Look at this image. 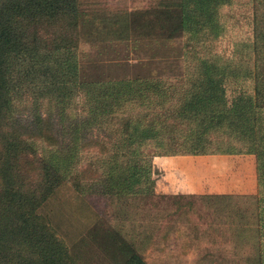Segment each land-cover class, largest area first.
<instances>
[{"label": "trees", "instance_id": "1", "mask_svg": "<svg viewBox=\"0 0 264 264\" xmlns=\"http://www.w3.org/2000/svg\"><path fill=\"white\" fill-rule=\"evenodd\" d=\"M221 2L169 0L171 6L130 13L141 16L138 26L164 29L170 24V31L183 35L198 30V43H202L218 25L211 19V6ZM197 5L198 20L194 13L191 20L189 11L194 12ZM136 17L130 18L133 26ZM76 23L74 0H0V264H81L37 210L64 181L80 192L90 189L81 175L76 176L78 151L91 143L87 141L95 140L103 152L90 162L92 171L99 169L90 185L94 188L98 183L103 194L119 201L154 196L152 156L221 150L195 149L198 142L210 145L214 132L220 137L217 143L247 137L255 177L260 176L264 163V0H253L245 59L235 63L198 54L191 59L190 71L174 82L161 76L81 79ZM224 71L250 77L251 91L228 98L222 84ZM167 118H179L188 131H198L181 135L182 141L194 143L191 150H157L179 138L164 132ZM91 129L103 131L104 136L87 137ZM48 137L50 143L45 141ZM20 164L30 168L20 171ZM200 195L214 202L236 197L250 204L236 215L237 223L230 224L233 235L244 240L245 246L216 257L211 251L203 256L219 263V258L230 259L223 264H264L261 196L256 192ZM116 233H108L114 264H148L132 241Z\"/></svg>", "mask_w": 264, "mask_h": 264}, {"label": "rangeland", "instance_id": "2", "mask_svg": "<svg viewBox=\"0 0 264 264\" xmlns=\"http://www.w3.org/2000/svg\"><path fill=\"white\" fill-rule=\"evenodd\" d=\"M223 1L211 6V19L218 24L216 29L213 33L209 31L210 37L198 43V30L192 32L189 29L191 32L183 35L178 30L170 31V24L164 25L166 29L157 25L138 26L141 16L130 13L132 10L171 6L169 0H74L78 75L81 79L161 76L174 82L190 71L193 66L191 59L198 54L233 60L235 63L245 59L246 45L251 37L253 0ZM192 13L194 19L198 20V5L194 12L189 11V18ZM134 17L135 26L130 19ZM223 75L222 84L228 98L236 93L247 94L251 91L250 77L231 71H224ZM166 125V135L176 134L178 141L169 146H158L157 150L184 152L193 148V142L190 143L188 139L182 141L181 135L189 131L194 134L197 130L188 131L187 124L179 118H167ZM262 126L264 128V124ZM261 132L264 133V129ZM103 134V131L91 129L87 137ZM216 136L217 133H211V144L198 142L195 149L221 148L219 151H208L213 152L209 154L215 158L221 156L220 160H242L250 154L247 137L217 143L220 137ZM49 140L50 137L45 139L50 143ZM87 142L91 143L78 151L81 158L76 176L81 175L80 180L84 185L89 183L90 189L85 188L80 192L69 181H64L37 210L48 219L55 233L78 256L81 264H114L108 233L116 235L117 230L133 242L148 264H223L230 259L219 258V263L216 258L211 261L203 255L211 251L216 257L221 252L228 254L235 247L245 246L244 240L238 241L233 235L230 224H236V215L250 208V204L236 197L225 203L201 197L200 194L240 192L229 188L226 185L229 180H225L228 181L225 183L222 178H218L209 189L198 190L195 187L198 175L194 171L198 155L175 153L183 163L182 172H178L173 165L164 172L155 167V194L152 198L144 195L143 199L126 198L119 201L103 194L98 183L94 188L90 185L93 176L99 172V169L92 171L94 167L90 162L95 155L103 152L94 143L95 140ZM206 157H200L203 158L201 162H205ZM29 168L19 165L20 171ZM259 174L254 192L261 196L259 201L263 208L264 163L260 166Z\"/></svg>", "mask_w": 264, "mask_h": 264}, {"label": "crops", "instance_id": "3", "mask_svg": "<svg viewBox=\"0 0 264 264\" xmlns=\"http://www.w3.org/2000/svg\"><path fill=\"white\" fill-rule=\"evenodd\" d=\"M124 13L122 12V14ZM209 153L213 152L190 153V155H198V164H196V169L194 170L195 174L198 175V181L195 186L198 190L209 189L216 183L218 178H222V182L229 180L226 185L229 188H233V191L240 193H252L255 191L256 177L252 153L246 155L242 160L234 161L230 158L220 160L222 159L221 156H216L215 158ZM203 156H207L205 162H201L203 158L200 157ZM152 164L162 170V172L169 166L172 167V165L175 166L178 172H182L181 164L183 163H181V158L177 154L154 155L152 156Z\"/></svg>", "mask_w": 264, "mask_h": 264}]
</instances>
